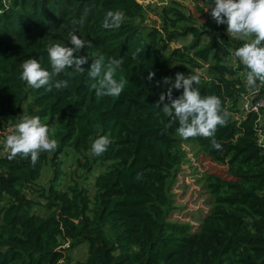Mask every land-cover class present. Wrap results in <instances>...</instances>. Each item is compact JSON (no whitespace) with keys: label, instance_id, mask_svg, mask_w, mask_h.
Instances as JSON below:
<instances>
[{"label":"trees","instance_id":"trees-1","mask_svg":"<svg viewBox=\"0 0 264 264\" xmlns=\"http://www.w3.org/2000/svg\"><path fill=\"white\" fill-rule=\"evenodd\" d=\"M193 3L204 14L212 0ZM187 9L178 1L147 11L136 0H0V264H264V154L257 145V115L234 119L248 93L247 69L233 53L254 36L234 39L226 24H198ZM110 10L125 14L119 28L102 27ZM149 12L156 17L151 25ZM72 34L91 42L77 53L89 56L86 70L91 57L123 58L116 79L129 82L119 97H97L87 71L59 74L54 80L68 79L69 87L51 92L20 79L28 58L50 70L48 47H72ZM137 48L142 52L133 57ZM177 72L198 74L201 94L220 97L231 113L215 134L221 150L207 138L181 139L178 121L154 108L171 87L163 79L174 83ZM257 84L253 100L264 97V85ZM182 93L173 89L172 96ZM22 115L39 116L58 143L34 166L30 157L9 160L4 149L5 129ZM261 116L264 125V110ZM100 135L111 143L93 156L90 147ZM182 145L226 168L223 176L201 175L210 210L195 233L167 219L174 209L172 187L188 162ZM62 155L75 157L80 180L72 185L60 183ZM46 164L54 178L47 188H36ZM137 173L143 178L136 179ZM81 245L86 256L73 263L70 251Z\"/></svg>","mask_w":264,"mask_h":264},{"label":"clouds","instance_id":"clouds-1","mask_svg":"<svg viewBox=\"0 0 264 264\" xmlns=\"http://www.w3.org/2000/svg\"><path fill=\"white\" fill-rule=\"evenodd\" d=\"M208 9H211V18L217 25H227V34H231L234 39L254 36L250 42H245L236 49L233 56L247 69L246 92L255 95L259 91L257 81L264 85V0H212ZM124 20L125 14L122 11L110 10L105 14L102 27L119 28ZM70 43L72 47L59 43L48 47L50 70L45 69L36 58L26 59L21 65L20 79L34 89L43 87L51 92L53 88L62 90L69 87L68 79L54 80L59 74L75 76L87 71L90 89L95 91L97 97H119L129 82L123 76L119 80L116 79V72L123 64V58L109 57L105 62L103 55L91 57L93 62L90 69L86 70L83 65L88 62L89 56L77 53L91 47V42L86 44L79 36L72 34ZM141 52L142 49L137 48L133 57ZM67 69H72V72L67 73ZM154 76L155 73L150 71L147 79L151 81ZM200 79L198 74L185 77L183 73H177L173 83L170 77H165L163 83H171V87L166 93L160 94L154 108L160 109L171 122L178 121L176 132L181 139L207 138L212 148L221 150L222 145L217 142L215 134L218 127L227 125L231 113L224 107L220 97L201 94L196 87ZM159 83L157 82L158 85ZM173 89H183L182 95L173 98ZM166 99L168 102H165ZM50 132L49 126L43 124L39 116L22 115L4 140L7 158L12 160L18 155L24 159L30 157V162L34 166L41 153L53 152L58 148L56 139L50 138ZM110 143L107 136L100 135L91 144V154L103 155ZM142 178L143 173H137L136 179Z\"/></svg>","mask_w":264,"mask_h":264},{"label":"rangeland","instance_id":"rangeland-1","mask_svg":"<svg viewBox=\"0 0 264 264\" xmlns=\"http://www.w3.org/2000/svg\"><path fill=\"white\" fill-rule=\"evenodd\" d=\"M170 1H178L182 5H185V7L188 8L187 10L194 15L198 24H204L208 20L213 21L208 10L205 9L204 14H201L195 9L194 0H136V2L146 8L147 11L160 10L161 7L165 6ZM155 19L156 17L153 13L149 12L146 24L151 25L152 20ZM177 73L173 76V81H175ZM9 130L10 129H5L6 132H9ZM182 147L186 152L188 162L181 166L177 179L172 187V202L174 209L167 219L173 223L187 224L191 227V232L195 233L198 231L200 221L210 210L209 197L203 190L202 184L199 182L201 175L205 172L223 176L225 175L226 168L212 164L200 155L198 157L194 156V153L186 145H182ZM60 161L61 175H59V178L62 186L72 185L73 180H80L77 178L79 171H75L76 164L73 155H62ZM53 178V167L46 164L40 180L36 183V188H47ZM88 182H92V177H89ZM86 252V245H81L70 251L73 263L83 260L86 256Z\"/></svg>","mask_w":264,"mask_h":264},{"label":"built area","instance_id":"built-area-1","mask_svg":"<svg viewBox=\"0 0 264 264\" xmlns=\"http://www.w3.org/2000/svg\"><path fill=\"white\" fill-rule=\"evenodd\" d=\"M251 95H243L240 111L241 114L235 115V120L244 119L248 114L253 113L257 115V120L255 122V131L257 136V145L261 149L262 154H264V129L263 120L261 116L262 110H264V97L257 98L253 100Z\"/></svg>","mask_w":264,"mask_h":264}]
</instances>
